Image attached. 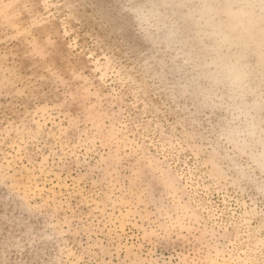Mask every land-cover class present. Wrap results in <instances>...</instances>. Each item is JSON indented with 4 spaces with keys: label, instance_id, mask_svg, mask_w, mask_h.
<instances>
[{
    "label": "rangeland",
    "instance_id": "1",
    "mask_svg": "<svg viewBox=\"0 0 264 264\" xmlns=\"http://www.w3.org/2000/svg\"><path fill=\"white\" fill-rule=\"evenodd\" d=\"M0 264H264V0H0Z\"/></svg>",
    "mask_w": 264,
    "mask_h": 264
}]
</instances>
